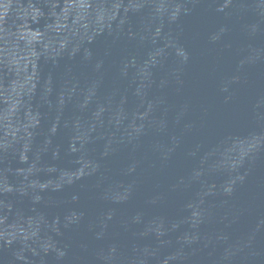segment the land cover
<instances>
[{"label": "water", "instance_id": "obj_1", "mask_svg": "<svg viewBox=\"0 0 264 264\" xmlns=\"http://www.w3.org/2000/svg\"><path fill=\"white\" fill-rule=\"evenodd\" d=\"M0 264H264V0H0Z\"/></svg>", "mask_w": 264, "mask_h": 264}]
</instances>
